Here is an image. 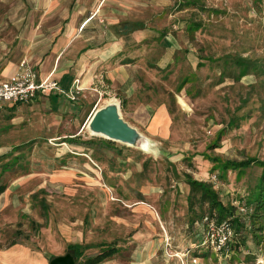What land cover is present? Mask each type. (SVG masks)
<instances>
[{
	"label": "rangeland",
	"instance_id": "rangeland-1",
	"mask_svg": "<svg viewBox=\"0 0 264 264\" xmlns=\"http://www.w3.org/2000/svg\"><path fill=\"white\" fill-rule=\"evenodd\" d=\"M110 17L140 26L143 41L130 51L145 54L138 84L147 102L172 109L170 134L138 131L147 150L93 137L91 116L110 100L126 117L104 83L71 113L53 114L35 101L0 113V248L14 241L46 253L50 262L70 244L91 245L85 258L111 244L119 252L105 264L136 261L143 252L155 254L157 264H178L174 256L181 264L190 245L196 253L187 260L200 256L194 223L207 211L188 212L185 174L210 183L217 176L212 184L220 199L235 206L261 175L254 166L222 178L212 159L264 161V0H111L100 19ZM167 54L168 63L158 66ZM241 58L253 69L239 78ZM242 238L222 262L202 249L208 252L202 264H264V245L247 231Z\"/></svg>",
	"mask_w": 264,
	"mask_h": 264
},
{
	"label": "crops",
	"instance_id": "crops-1",
	"mask_svg": "<svg viewBox=\"0 0 264 264\" xmlns=\"http://www.w3.org/2000/svg\"><path fill=\"white\" fill-rule=\"evenodd\" d=\"M30 1L25 0L23 4L18 0H0V81L13 75L22 60H27L32 66L39 81L53 80L63 92H68L79 80L80 92L76 101L59 92L40 95L35 100V104L44 102L51 106L53 114L66 110L71 113L80 98L86 99L99 90L96 83H104L106 90L111 88L115 96H120L117 98L121 102L124 99L122 106L127 108L124 120L129 125L159 138L170 134L169 111L165 106L157 107L151 101L147 102L144 89L138 84L145 54L130 53L132 44H135L132 51L138 52L143 41L138 23L122 22L114 17L101 20V10L111 0ZM88 10L93 13L88 15ZM19 12H23V16L19 17ZM19 28L24 29L19 31ZM168 61L167 54L159 59L157 65ZM17 109L18 106L3 112L14 113ZM198 223L200 221L194 225L200 244L204 235ZM13 243L0 248V264H49L46 253ZM191 247L196 246L190 245L186 251L193 256L196 250ZM198 253L202 264L201 255L208 252L204 253L201 249ZM156 257L155 254L149 256L143 252L138 254L136 261L119 263L157 264ZM173 258L179 264L177 257ZM219 260L222 262L226 259Z\"/></svg>",
	"mask_w": 264,
	"mask_h": 264
},
{
	"label": "trees",
	"instance_id": "trees-1",
	"mask_svg": "<svg viewBox=\"0 0 264 264\" xmlns=\"http://www.w3.org/2000/svg\"><path fill=\"white\" fill-rule=\"evenodd\" d=\"M235 65L240 70L238 76L239 78L248 75L253 69L252 64H250L248 60L242 58L237 60ZM122 104H124L123 99ZM169 112L172 113V109H169ZM100 141L102 143H112L108 140ZM65 142L78 144L76 141L66 140ZM216 147L219 146L216 144L211 146L212 149ZM212 161L217 167L215 170H222V178H224L225 173L230 170L236 171L241 175L254 166L261 170V175L257 184L253 187V189L250 190L248 196L245 198L244 202H242V204L245 205L250 210V212L248 214H241L239 213L237 206L233 204L225 205L220 199V196L212 183L198 181L193 176L185 174L186 184H188L190 187V194L188 196V212L196 217V206L203 208L207 207L206 213H201L200 218L202 217V219L198 221H202L206 215H216L219 221H229L235 232V238L233 240L235 246L239 245V237H241V240H243L242 237L244 231L250 232L252 234V240L256 245H264V161L256 157L246 158L240 161H219L217 158H215L212 159ZM4 192L5 189L0 187V195ZM242 215H245L247 218H249V223L245 222V219H243ZM14 244H16V242H14L12 245ZM235 246L233 251L237 250V247ZM91 248V245L70 244L67 247V251L71 252L75 256L77 264H103L111 260L119 252V248L115 245H102V249L99 254L85 258L86 251Z\"/></svg>",
	"mask_w": 264,
	"mask_h": 264
},
{
	"label": "built area",
	"instance_id": "built-area-1",
	"mask_svg": "<svg viewBox=\"0 0 264 264\" xmlns=\"http://www.w3.org/2000/svg\"><path fill=\"white\" fill-rule=\"evenodd\" d=\"M79 80L67 92L59 88V84L53 80L39 81L38 75L27 60H22L17 71L0 81V113L20 105H27L34 102L40 95L51 93H61L70 100L76 101L80 89ZM212 183L218 185L217 176L212 177ZM238 211L241 214H248L250 210L243 204H238ZM203 231L202 249L210 250L220 259L231 258V245L235 238V232L231 223L227 220L219 221L216 215H206L203 220L197 224ZM187 254H184L181 264H201L199 257H192L187 260Z\"/></svg>",
	"mask_w": 264,
	"mask_h": 264
},
{
	"label": "water",
	"instance_id": "water-1",
	"mask_svg": "<svg viewBox=\"0 0 264 264\" xmlns=\"http://www.w3.org/2000/svg\"><path fill=\"white\" fill-rule=\"evenodd\" d=\"M87 129L93 137H101L111 142L138 145L145 139L136 128L129 125L121 115V107L110 103L96 111ZM49 264H77L75 256L68 252L64 256L54 257Z\"/></svg>",
	"mask_w": 264,
	"mask_h": 264
},
{
	"label": "bare ground",
	"instance_id": "bare-ground-1",
	"mask_svg": "<svg viewBox=\"0 0 264 264\" xmlns=\"http://www.w3.org/2000/svg\"><path fill=\"white\" fill-rule=\"evenodd\" d=\"M110 103H114V100H110L108 103H107V105L108 104H110ZM93 117V116H92ZM92 117H91V119H92ZM91 119H90V121H91ZM89 121V122H90ZM89 132H90V134H91V131L89 130ZM127 146H130V147H132V148H138V149H140V150H147L148 148H149V143L145 140V139H141V141L138 143V145L136 146V145H131V144H126Z\"/></svg>",
	"mask_w": 264,
	"mask_h": 264
}]
</instances>
